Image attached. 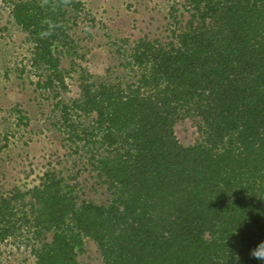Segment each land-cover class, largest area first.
Listing matches in <instances>:
<instances>
[{
  "label": "trees",
  "instance_id": "16d2710c",
  "mask_svg": "<svg viewBox=\"0 0 264 264\" xmlns=\"http://www.w3.org/2000/svg\"><path fill=\"white\" fill-rule=\"evenodd\" d=\"M188 4L169 42L124 41L125 77L97 82L84 70L80 98L57 104L107 202L82 199L50 170L28 192L0 194V243L33 231L36 264H83L87 239L102 264H260L250 252L264 241V0ZM83 6L14 3L38 88L57 99L69 85L56 53L74 49L69 15ZM187 119L200 134L189 146L175 131Z\"/></svg>",
  "mask_w": 264,
  "mask_h": 264
},
{
  "label": "rangeland",
  "instance_id": "374dc122",
  "mask_svg": "<svg viewBox=\"0 0 264 264\" xmlns=\"http://www.w3.org/2000/svg\"><path fill=\"white\" fill-rule=\"evenodd\" d=\"M18 1L0 0V194L28 192L53 170L77 185L82 199L107 202V186L100 183L88 158L77 153L76 145L68 140L57 104L80 98L84 70L97 82L125 77L124 41L169 42L172 30L186 26L191 18L189 0H81L83 10L69 15L68 34L74 49L60 46L56 53L69 85L59 99L38 88L42 72L33 65L34 44L12 13ZM175 131L186 146L200 138L190 119L178 122ZM47 239H52V233ZM33 245L41 246L33 231L25 229L10 237L0 243V264H36ZM78 260L102 264L95 242L86 240Z\"/></svg>",
  "mask_w": 264,
  "mask_h": 264
},
{
  "label": "clouds",
  "instance_id": "9594fccd",
  "mask_svg": "<svg viewBox=\"0 0 264 264\" xmlns=\"http://www.w3.org/2000/svg\"><path fill=\"white\" fill-rule=\"evenodd\" d=\"M250 257L260 262V264H264V241H261L251 250Z\"/></svg>",
  "mask_w": 264,
  "mask_h": 264
}]
</instances>
